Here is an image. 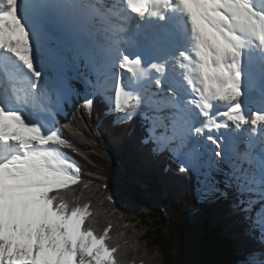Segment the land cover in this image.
Returning <instances> with one entry per match:
<instances>
[{"label":"snow or ice","instance_id":"obj_1","mask_svg":"<svg viewBox=\"0 0 264 264\" xmlns=\"http://www.w3.org/2000/svg\"><path fill=\"white\" fill-rule=\"evenodd\" d=\"M18 2L0 0V64L10 63V57H15L19 62L16 74L28 81L32 98L42 90L54 93L56 105L49 110L50 121L37 122L18 103L14 106L6 88L0 89V143L6 146L5 154L0 155V264H120L119 248L110 243L109 229L97 233L86 222L89 206H70L65 199L64 192L77 185L82 169L59 151L67 148L76 153L78 149L63 138L61 128L56 126V114L63 112L73 97H83L84 109L91 116L93 107L105 100L110 81L115 110L122 114V123L133 121L142 104L154 105L157 92L168 85L171 100L155 111H172L155 118L141 114L148 123L141 125L143 132L138 142L154 145V153H178L187 147L191 136L198 137L210 125L226 129L223 143L207 137L216 146V159L202 163L189 151L180 171L191 168L202 176L198 195L204 200H218L219 193L228 202V190L235 193L236 201L227 203V211L236 218L241 237L250 241L256 227L262 234L259 252L250 242L238 244L236 264H264V95L259 109L250 116L242 103L244 51L258 50L264 65V6L256 0H118L105 7L133 22V28L126 30L131 35L100 45L99 50L83 47L71 59L65 54L61 72L50 60L54 49L41 51L30 44L26 26L18 15ZM76 4L83 13L88 8L87 4ZM172 14L181 16L187 25V50L176 49L175 54L170 51L175 46V36L169 28ZM180 36L184 39L185 33L180 31ZM122 43L126 47L121 48ZM146 57L155 59L146 63ZM81 61L88 69L81 77L83 92L71 84L68 76ZM21 66L30 76L21 71ZM170 66L182 70L198 117L179 100L180 91L185 89L165 79ZM115 68L123 72H114ZM123 73L128 74L127 84ZM146 84H154L156 89L147 101L142 95L147 91ZM5 96L7 99H3ZM217 103L225 106L217 113L223 122L213 118ZM227 122L235 132L258 138L259 154L251 151L254 145L250 140L242 141L245 149L239 153L249 164H255V171H241L240 166L232 164L227 172L219 167L218 161L226 159L227 151H237L230 144L234 130ZM247 124L251 127L245 128ZM62 127L72 131L69 123ZM202 167L210 170L200 173ZM212 170L221 173L223 180L217 179ZM221 183L223 189L219 187ZM255 183L262 186L258 199L250 195L255 190L248 186Z\"/></svg>","mask_w":264,"mask_h":264},{"label":"trees","instance_id":"obj_2","mask_svg":"<svg viewBox=\"0 0 264 264\" xmlns=\"http://www.w3.org/2000/svg\"><path fill=\"white\" fill-rule=\"evenodd\" d=\"M109 107L105 99L89 116L72 100L56 119L78 152L60 150L82 169L65 199L70 206H89L86 222L97 233L109 229L120 264H236L238 244L250 242L260 251L257 227L250 241L242 238L227 211V203L236 201L232 190L228 202L219 196L203 201L196 177L181 172L168 150L154 153V145L138 142L148 122L140 114L123 123L107 118Z\"/></svg>","mask_w":264,"mask_h":264},{"label":"bare ground","instance_id":"obj_3","mask_svg":"<svg viewBox=\"0 0 264 264\" xmlns=\"http://www.w3.org/2000/svg\"><path fill=\"white\" fill-rule=\"evenodd\" d=\"M74 2L87 4L88 8L83 13L82 7L79 4L73 3L69 5L68 3L65 2V0H19L18 7H17L18 15L21 16L22 23L25 24L26 29L28 31L30 44H33V46L36 49H39L41 51H44L45 49H49V48L54 49V53L52 56H50V60L53 62L54 59H58L59 62L58 64H55V65L57 69L61 72L63 71L65 67L63 63L64 55L66 54V56L69 59H71L75 54H77L82 49L78 46L86 45V41H83V39H87L88 42H90L88 44L89 47L94 50L96 49V44H97V48L99 50L100 45H106V43L104 42L105 39L107 40L112 39L113 33H116V38H120V33H118L117 29L115 30V26L117 25L116 27L122 28L121 27L123 26L121 24L122 19L125 22H129V24L133 26L132 21H128L129 19H126L124 16L120 15L115 10L109 11L105 7V5L116 4L115 0H100V3L98 2V0H74ZM256 3L260 5L259 0H256ZM34 4L36 5V8L32 7V5ZM85 16L87 17V19H85ZM173 24L175 25L174 28H178L179 22L175 20ZM184 25H185V38L184 39L186 40L187 25L185 23ZM185 40L184 42L175 43L174 48L170 50L172 54H175L176 49L182 48L184 50H187V47L186 48L184 47L186 44H183V43H186ZM108 44H110V42ZM150 59H155V58L146 57V63ZM10 60H11V63H10L11 69L13 70L11 71L5 70V74L3 76L5 79V82H9V85L2 83V85L0 86V89L6 88L8 90L9 95L13 96L14 106L16 105V103H18L19 106L24 109L25 114L28 115L31 119L37 122L50 121L49 119L50 116L48 113H49V110L54 108L56 105L55 94L42 90L41 95L39 94L35 99H33L31 95L26 96L24 94L26 89L24 90L23 93H19L20 87H16L15 82L20 81L24 83V85H28V86L29 84L26 79L15 75L16 74L15 66L18 65L19 62L15 59V57H10ZM82 65H83V62L81 61L78 67L74 66L73 70L68 72L69 78H72L76 82V84L81 83L82 81L81 77L84 74V72L88 73V69L84 65L83 66ZM113 71L123 72V70H120L119 68H115L113 69ZM178 72L180 73V75H178V78H177L178 86L184 89L183 79H182V82L179 83V76L182 75V70L179 69ZM26 75L30 76V74H27V73ZM123 75H124L125 83L126 84L129 83L128 74L123 73ZM153 75H155V73H153ZM91 78L94 79V77H91ZM165 79L172 80V77L168 73ZM148 85L149 84L145 85V88L147 89V91L142 92L144 100H147L148 96L151 94L149 92L150 87H148ZM249 88H250V84L248 85L243 82L242 90H243L244 95L242 97V102L245 103V106H244L245 113L250 116L252 111L259 109L260 100L262 98V95H264V91L262 92L261 90L257 92L256 100L247 101V94H249V92L247 91ZM84 90L85 88L83 86L81 89V92H83ZM158 92L161 93V91H158ZM106 93L107 94L105 95L106 97L105 99L108 102H110L109 97L112 98V102H111L112 109L111 110L113 112H117L115 110V105H114V92L112 90L111 81L109 82L107 86ZM52 98H55V100ZM3 99H7V97L5 96L3 97ZM192 99H193V95L191 94V92H190V96L186 95L185 93L179 94V100L183 104L185 103V105H187L189 109L191 107L194 108V106L191 103ZM74 101H78V100L75 99ZM78 102L81 104L80 101ZM217 104L225 107L222 103H217ZM64 112L65 110L63 111V114ZM218 112L219 111L215 112L214 117L215 119H217L218 122H223L222 118H219L217 116ZM191 113L193 112L191 111ZM105 114L107 118L118 117L114 113L108 116L107 111H105ZM56 115L61 117V115L59 114H56ZM180 123L183 124V121H180ZM227 123L229 125V128H232L234 130V126L231 125V122H227ZM250 127H251L250 124L245 125V128H250ZM225 132H226V129L224 128H220L217 130L216 128L210 125L209 128L205 129L201 133V135L205 136V139L207 140L206 142L207 146H210V145L212 146L213 144L211 143L210 140L207 139V137L212 136L220 140L223 143L226 139ZM247 140H250L252 144L255 145V147H258L257 143L255 142L257 141L256 137H252L251 139V137L248 136L246 133L235 132L234 130V135L232 136V140L230 141V144L232 146L237 147V151L236 152L227 151L226 159L222 160L225 162L221 164H223V166H227L229 164L228 161L230 160L231 163L233 161L236 163V166H239L238 164L241 163V159H242L239 156V153L244 151V146H245V144L242 141H247ZM188 145L190 146V142H188ZM214 147L216 146L214 145ZM4 148H6V146L3 143H0V155L5 154ZM59 151L62 152L61 150ZM191 152L195 153L199 158H202V155L206 154L205 146H200L198 148H195ZM64 156L66 155L64 154ZM209 157L212 158V156H209ZM186 158H188V156L185 158H182V160ZM205 159L209 160L208 156H206ZM241 165H242L241 171H243L244 169H248V164L246 165L241 164ZM250 167H251V164H250ZM248 170H250V168ZM213 174L215 175L214 172ZM254 185L257 188L262 187L259 183L251 184V187L254 188L255 187Z\"/></svg>","mask_w":264,"mask_h":264},{"label":"rangeland","instance_id":"obj_4","mask_svg":"<svg viewBox=\"0 0 264 264\" xmlns=\"http://www.w3.org/2000/svg\"><path fill=\"white\" fill-rule=\"evenodd\" d=\"M98 2L100 3V0H98ZM83 41H86V45H79L78 47H80V48H83V47H89V43L90 42H88V40L87 39H83ZM95 50H98V48H97V44H96V49ZM83 62V61H82ZM83 65H84V62H83ZM82 65V66H83ZM178 70L179 69H175V70H173L172 68H171V66H170V68L168 69V73L170 74V76L172 77V80L175 82V84L178 86V81H177V78H178V75H180V73L178 72ZM84 72V71H83ZM83 74V73H82ZM84 74H85V72H84ZM70 82H71V84L76 88V89H78V90H80L81 91V89H82V87L84 86V84H83V82L81 81V83L80 84H76V82L72 79V78H70ZM180 82H182V75L181 76H179V83ZM183 83H184V91H180V93L179 94H181V93H185L186 95H189L190 94V90H187V85H186V83L183 81ZM148 87H150V90H149V92L151 93L152 91H156V89H155V86H154V84H152V85H148ZM167 87H168V85L166 84L165 85V90L164 91H161V93H159V92H157V96L154 98L155 99V101H156V103L154 104V105H152L151 107H145V105L143 104L142 105V107L141 108H139V110H138V113H140V114H146L148 117H150V118H155V116H157V115H166L169 111H172V109H168V108H165L164 109V112H162V113H158V112H156L155 111V109H157V108H163L164 107V105H166V104H168L169 103V101L171 100V95L170 94H168L167 93V91H166V89H167ZM181 88V87H180ZM107 93H105V95H106ZM108 97V96H107ZM74 98V100L76 99V100H78V101H80L81 102V105L84 107V99H83V97L81 96V97H73ZM109 100H110V102H112V98H110L109 97ZM158 100H160V101H158ZM145 101H147V100H145ZM159 102V103H158ZM174 102V101H173ZM184 105H185V103H184ZM112 106L110 107V110L108 111V114H115L116 116H118L119 117V120H120V117H121V114L120 113H118V112H113L112 110ZM57 114H59V115H62L63 114V112H59V113H57ZM49 119H51L50 117H49ZM251 139H252V137H251ZM256 139H258V138H256ZM161 143L163 144V143H165V141H161ZM245 144V143H244ZM211 147V148H210ZM215 149V147H214V145H210V146H207V144H205V151H206V154H203L202 155V158H199L200 159V161L202 162V163H204V162H206V161H209V160H211V159H216L215 157L214 158H210L209 157V154H210V150L211 149ZM244 149H245V146H244ZM6 150V148H4V151ZM60 150V149H59ZM257 148L256 147H253V149H251V151H253V152H255L256 154H257ZM64 153V152H63ZM65 154V153H64ZM172 155L173 156H171L172 158H173V161L177 164V168L178 167H181L182 165H184V164H186L187 163V160H188V158H186V159H184V160H182V159H180V158H178L177 157V155H176V157H175V155H174V152H172ZM206 156H208V158H209V160L208 159H205V157ZM229 156V155H228ZM232 157H233V155H232ZM71 161V160H70ZM220 162H223V161H221V160H219L218 161V163H219V167L221 168V169H223L225 172H227V171H229L230 169H229V165H227V166H223L222 167V165H221V163ZM232 165H235L236 163L235 162H233L232 161ZM229 164H230V162H229ZM241 164H248V169L250 168L251 169V171H254V166H251L250 167V164L246 161V160H244L243 158L241 159V163H239L238 165L241 167L242 165ZM189 170H191L192 172H193V175H195L196 176V181H197V188H199L200 187V185L198 184V180L199 179H201L202 178V176H199L196 172H194L191 168H189ZM210 169H208V168H201L200 169V173H204V172H207V171H209ZM212 172H215V170H212ZM214 175V174H213ZM217 179H219V180H223V175L221 174V173H218V174H215L214 175ZM249 187H251L250 185H248ZM255 186V185H254ZM219 187H221L222 189L224 188V185H223V183H221L220 185H219ZM261 188L262 187H259V188H257L256 186L253 188L255 191L253 192V193H251L250 195H253V196H255L257 199L259 198V195H260V193H261ZM197 193H198V191H197ZM199 196V195H198ZM216 196L218 197L219 196V193H217L216 194ZM200 197V196H199ZM202 199V198H201ZM203 201H210V200H204V199H202ZM259 204H256V207L257 208H259ZM260 234H261V232H260ZM262 235V234H261Z\"/></svg>","mask_w":264,"mask_h":264},{"label":"water","instance_id":"obj_5","mask_svg":"<svg viewBox=\"0 0 264 264\" xmlns=\"http://www.w3.org/2000/svg\"><path fill=\"white\" fill-rule=\"evenodd\" d=\"M32 7H33V8H36V5L34 4V5H32ZM255 97H256V94H253V95L251 96L252 99H254ZM242 103H243V102H242ZM243 105H245V104L243 103Z\"/></svg>","mask_w":264,"mask_h":264}]
</instances>
